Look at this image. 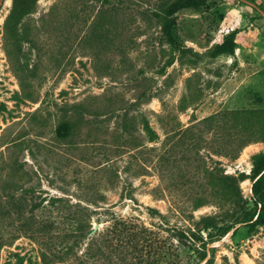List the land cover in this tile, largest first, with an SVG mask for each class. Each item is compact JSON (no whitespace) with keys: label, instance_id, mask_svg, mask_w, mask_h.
Wrapping results in <instances>:
<instances>
[{"label":"rangeland","instance_id":"374dc122","mask_svg":"<svg viewBox=\"0 0 264 264\" xmlns=\"http://www.w3.org/2000/svg\"><path fill=\"white\" fill-rule=\"evenodd\" d=\"M12 1L0 0V264H76L113 217L172 240L174 230L221 211L209 195L215 166L246 176L239 190L253 207L250 176L264 159L256 8L207 0L180 10L171 44L138 15L145 2L122 17L106 11L92 32L100 1L36 0L16 26L18 44L5 24ZM216 112H227L226 127L202 121ZM201 195L208 202L196 207ZM236 227L201 231L208 264H264V225ZM178 253L182 264L199 263L193 251Z\"/></svg>","mask_w":264,"mask_h":264},{"label":"trees","instance_id":"16d2710c","mask_svg":"<svg viewBox=\"0 0 264 264\" xmlns=\"http://www.w3.org/2000/svg\"><path fill=\"white\" fill-rule=\"evenodd\" d=\"M35 1H12V8L5 24L7 29H12L16 43L22 37L16 26L21 18L32 12ZM96 1H100L105 9L99 8L92 17L89 24L92 32L103 28L102 22L106 11L122 17L127 14L126 10L129 6H137L141 2H145L147 6L138 9V15L144 21L154 20L158 27L160 41L165 39L166 42L171 44H177L174 34L176 26L174 14L187 8H199L207 2V0H155L150 4V0ZM249 1L255 2V0ZM105 4L107 6H104ZM259 7L264 10V7ZM103 30L106 29L104 28ZM224 117L227 119V112H216L205 117L202 121L211 124L216 120L219 127H226L227 122H223L225 120ZM127 125L126 118H123V134H121L123 136L124 132H127ZM246 144L247 140H242L237 150ZM214 162L219 163V160H214ZM207 171L210 176L208 185L211 188L209 191V195L212 197L211 201L221 209L218 214L200 216L198 220H194L192 225H190L195 226L193 229L174 230L173 238L172 240L169 239V241L167 238L159 237L154 231L146 228L144 224H140L133 219L113 217L111 224L107 228L106 236L102 237L104 234L102 236H92L87 242L85 251L78 256L76 255V264H100L99 261L102 259L108 262L114 261L115 264H182L178 253L181 248L182 250H190L196 253L199 263L204 261L202 264H208L209 258L206 259V254L209 241L202 236L201 231L203 229L206 230L213 227L216 229L218 236H222L231 230L234 233L238 224L248 226L251 231L256 229L257 226L264 225V200L258 198L264 180V159L254 163L250 176L253 181L251 186L254 194L253 207H249L247 201L240 194L239 181L246 177L244 174H240L238 177L228 176L222 174L220 168L216 166ZM208 199L202 195L197 197L195 206L200 207L206 204ZM227 204L233 205L231 212L227 209ZM147 209L150 213H159L154 208L148 207ZM188 216L193 219L191 214ZM90 230H87L84 237ZM69 248L73 250L74 245H70Z\"/></svg>","mask_w":264,"mask_h":264},{"label":"water","instance_id":"95a60500","mask_svg":"<svg viewBox=\"0 0 264 264\" xmlns=\"http://www.w3.org/2000/svg\"><path fill=\"white\" fill-rule=\"evenodd\" d=\"M242 2L250 5V6H253L254 8H256L260 14L263 16L264 18V11L262 9H260L257 5H255L253 2L249 1V0H241ZM98 227V224H95L94 228L92 229V231L89 233V235H91L93 232H95V230L97 229Z\"/></svg>","mask_w":264,"mask_h":264}]
</instances>
